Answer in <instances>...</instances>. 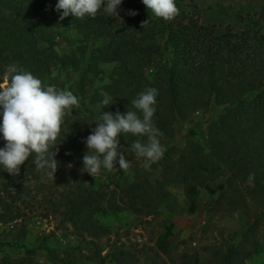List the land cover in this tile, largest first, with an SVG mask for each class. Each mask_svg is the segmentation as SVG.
I'll list each match as a JSON object with an SVG mask.
<instances>
[{"label": "trees", "instance_id": "obj_1", "mask_svg": "<svg viewBox=\"0 0 264 264\" xmlns=\"http://www.w3.org/2000/svg\"><path fill=\"white\" fill-rule=\"evenodd\" d=\"M57 2L0 0V82L8 77L9 66L30 72L44 85H48L47 80L59 68L82 73L83 78L93 82L103 74V66L114 67L109 84L101 88L102 93L96 88L86 90V85H78L84 114L65 117L58 144L52 149L58 166L54 179L35 167L34 157L21 165L17 175L0 171V224L21 218L14 205L18 200L29 199L31 191L20 184L36 174L52 182L56 192L55 196L49 195L45 219L61 216L79 234L94 239L103 236L106 228L96 218L103 212V198L85 186L83 156L87 148L83 141L97 126L101 113L136 111L131 101L149 87L158 89L153 120L160 136L166 138L172 137V127L177 120H187L211 104L224 108V113L210 124V153L205 155L200 149L185 154L176 170L173 164H165V183H187L189 176L197 177L206 165L217 167L215 161L236 169L239 176L243 172L250 175L241 157V147L248 144L247 139L254 133H251L252 127L245 128L244 124L249 110H264V6L257 13L247 15L245 28L234 30L226 26L217 30L202 24L197 13H184L165 21L150 17L132 5L118 16H109L101 10L95 19L80 20L69 15L61 20L62 10L55 9ZM129 10L137 15H129ZM53 24L63 30H73L81 37L80 45L67 58L59 57L54 51L50 32ZM94 37L105 39L107 43L88 54L87 45ZM250 93L257 96L247 102L245 96ZM105 95L113 98L114 103L104 107L101 101ZM119 139L120 148H127L132 157H136L131 145L138 138L126 134ZM4 143L0 140V147ZM128 191L138 193L139 189L132 185ZM185 195L189 213L194 214L199 190L187 185ZM108 205L112 211L119 209H114L111 202ZM164 230L157 247L166 253L173 235L170 227ZM6 245L21 249L23 255L16 259L2 256L0 264H37L32 258L33 249L18 242ZM211 251L207 264H245L250 256L242 247L235 246L219 245ZM46 253L49 261H53L52 251ZM182 259V264H202L195 254L182 256Z\"/></svg>", "mask_w": 264, "mask_h": 264}, {"label": "rangeland", "instance_id": "obj_2", "mask_svg": "<svg viewBox=\"0 0 264 264\" xmlns=\"http://www.w3.org/2000/svg\"><path fill=\"white\" fill-rule=\"evenodd\" d=\"M129 5L154 17L141 0H123L118 15ZM176 6L177 16L197 13L204 25L217 30L226 26L239 30L245 28L247 15L257 13L264 6V0H176ZM50 32L51 43L59 57L67 58L81 43L80 35L73 30H63L53 24ZM106 43L105 39L91 38L88 54ZM113 67L103 66V74L93 82L83 78L82 73L59 68L47 83L58 90L72 91L80 101L78 85H86V90L96 88L102 93V86L110 82ZM256 96L257 93H250L245 100L251 102ZM223 110L211 104L187 120H177L172 127V137L159 138L164 148L163 156L148 166L142 158L132 157L127 148L121 147L120 151L131 161L129 169L120 170L117 164V170H102L95 177L83 171L86 188L103 198V212L96 218L106 228V233L97 239L79 234L61 216L45 219L49 195L56 193L53 183L36 174L26 178L20 185L31 191L29 199L18 200L14 205L21 218L0 224V257H21V249L6 245L18 242L34 250L32 258L37 264H182V256L194 254L202 264H207L212 248L221 245L242 247L244 252H249L245 264H264V110L258 112L251 108L244 123L245 128L252 127L251 133L254 132L247 139L248 144L241 147V157L250 175H254L251 182L246 172L239 176L236 169L218 161H215L217 167L206 165L197 177L189 176L188 184L164 181L165 164H173L176 170L183 155L200 149L205 155L210 153V124L224 113ZM83 112L80 104L72 114ZM85 114L89 116V111ZM186 184L199 190L194 214L188 210ZM132 185L138 187V193L128 191ZM135 196L140 198L133 200ZM109 202L114 209H119L112 211ZM166 227H170L173 237L167 243V252L163 253L157 247V240ZM48 250L52 251L53 261H49Z\"/></svg>", "mask_w": 264, "mask_h": 264}, {"label": "clouds", "instance_id": "obj_3", "mask_svg": "<svg viewBox=\"0 0 264 264\" xmlns=\"http://www.w3.org/2000/svg\"><path fill=\"white\" fill-rule=\"evenodd\" d=\"M122 3L123 0H58L55 9L62 10L61 20L69 15L80 20L95 19L101 10L109 16H118ZM141 3L152 16L165 21L179 14L176 0H141ZM128 14L135 16L137 12L129 10ZM6 71L7 81L0 83V140L5 142L0 147V171L17 175L21 165L34 157L35 167L54 179L58 166L52 149L58 144L65 117L79 108V97L70 90L44 85L22 68L9 66ZM158 94V89L149 87L131 101L136 111L101 113L97 126L83 141L87 148L83 171L95 177L102 170H117V164L120 170L129 169L131 161L120 151L119 137L126 134L138 138L131 147L146 166L163 156L161 133L153 120ZM101 103L105 107L114 103V99L105 95ZM253 179L254 175H250L249 181Z\"/></svg>", "mask_w": 264, "mask_h": 264}]
</instances>
